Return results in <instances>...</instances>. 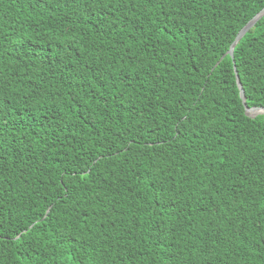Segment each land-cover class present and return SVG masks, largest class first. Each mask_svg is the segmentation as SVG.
I'll use <instances>...</instances> for the list:
<instances>
[{"label":"trees","instance_id":"obj_1","mask_svg":"<svg viewBox=\"0 0 264 264\" xmlns=\"http://www.w3.org/2000/svg\"><path fill=\"white\" fill-rule=\"evenodd\" d=\"M262 9L0 0V264H264Z\"/></svg>","mask_w":264,"mask_h":264},{"label":"water","instance_id":"obj_2","mask_svg":"<svg viewBox=\"0 0 264 264\" xmlns=\"http://www.w3.org/2000/svg\"><path fill=\"white\" fill-rule=\"evenodd\" d=\"M264 15V9H262L261 12H259L254 18H252L248 24L246 26H244L241 31L238 33L235 41L233 42V44L231 45L229 51L227 54H229L233 60H234V48L236 46V44L239 42V40L242 38V36L255 24V22ZM225 56V55H224ZM235 63V60H234ZM235 68V73H236V79H237V83L240 89V96L241 99L243 101V104L245 106V110H246V114L251 116V117H255L257 114H261L264 113V107H248L247 103H246V95H245V91L244 88L242 86V83L240 81V77L238 74V71L236 70V65L234 66Z\"/></svg>","mask_w":264,"mask_h":264}]
</instances>
